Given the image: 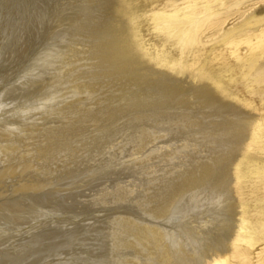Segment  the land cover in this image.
Listing matches in <instances>:
<instances>
[{"label":"rangeland","instance_id":"374dc122","mask_svg":"<svg viewBox=\"0 0 264 264\" xmlns=\"http://www.w3.org/2000/svg\"><path fill=\"white\" fill-rule=\"evenodd\" d=\"M109 11L97 0H0V264H176L200 254L197 225L211 226L216 209L196 206L181 183L189 162L206 164L211 152L200 142L185 156L179 45L142 16L140 59L127 18Z\"/></svg>","mask_w":264,"mask_h":264},{"label":"bare ground","instance_id":"6f19581e","mask_svg":"<svg viewBox=\"0 0 264 264\" xmlns=\"http://www.w3.org/2000/svg\"><path fill=\"white\" fill-rule=\"evenodd\" d=\"M97 1L107 5L110 18H127L131 52L140 59L148 53L133 39L134 20L147 16L155 30L175 35L172 65L179 74L183 145L189 146L182 149L192 156L195 145L210 148L206 164L182 155L190 166L181 188L196 197V206L208 199L216 211L208 218L211 226L197 225L199 256L178 254L175 263L264 264V0ZM230 20L237 22L227 28ZM65 42L54 45L63 48ZM214 227L219 236L207 234ZM176 243L180 253L186 244Z\"/></svg>","mask_w":264,"mask_h":264}]
</instances>
